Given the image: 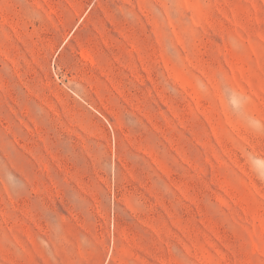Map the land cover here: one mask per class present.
<instances>
[{"label": "rangeland", "instance_id": "rangeland-1", "mask_svg": "<svg viewBox=\"0 0 264 264\" xmlns=\"http://www.w3.org/2000/svg\"><path fill=\"white\" fill-rule=\"evenodd\" d=\"M0 264H264V0H0Z\"/></svg>", "mask_w": 264, "mask_h": 264}]
</instances>
